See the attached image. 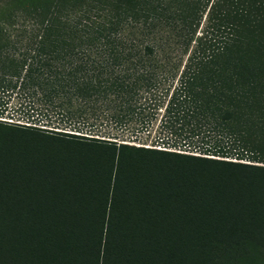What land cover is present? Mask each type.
<instances>
[{
    "label": "trees",
    "instance_id": "1",
    "mask_svg": "<svg viewBox=\"0 0 264 264\" xmlns=\"http://www.w3.org/2000/svg\"><path fill=\"white\" fill-rule=\"evenodd\" d=\"M0 94L79 130L164 108L155 148L0 134V264H264V0H0Z\"/></svg>",
    "mask_w": 264,
    "mask_h": 264
},
{
    "label": "rangeland",
    "instance_id": "2",
    "mask_svg": "<svg viewBox=\"0 0 264 264\" xmlns=\"http://www.w3.org/2000/svg\"><path fill=\"white\" fill-rule=\"evenodd\" d=\"M200 34V33H199ZM23 102V100H21L20 98H18L15 94L14 95H10V96H2L0 94V104H4L7 103L6 107L8 112L5 113L3 118H0L1 121H6L10 124H8V126L10 125L11 127H3L0 126V134H11L12 136H17V137H21L24 134H46V135H52L50 133L52 132H56L58 133L57 135H75V136H80V137H86L88 139H96V140H101L99 142H103V141H110V142H116L117 145L119 144H129V145H133V146H137V147H150V148H155L153 147V143L155 138L159 137L161 134V119L164 115V108H161L158 110L157 115L152 116L151 114H148V116L150 117L151 120V124H150V130L152 129V133L151 134H130L132 132V129H137L139 126V120H137V118L134 119L133 122H130L127 124V127H115V124L107 122V120L104 121L103 124H100L98 122H96V118L92 117L91 119H89L88 121V117L87 119H85L84 121H86V125L84 127V130H79V129H74V126H68L66 124L63 125H57V122H46L45 119L42 120V118H38V117H34L35 121H33V124L28 123L27 122V117L26 116H22V115H18V114H14V111H16L20 106V104ZM8 113L13 114L14 116H16V118H12L10 115H7ZM10 116V117H8ZM101 118L103 116L99 115ZM32 120V119H30ZM102 119H98V121L101 122ZM145 120H147V118H145ZM137 121V122H136ZM91 123H96V124H100L101 127L99 129H94V131H92V129L90 130L89 128V124ZM20 125V126H19ZM23 126H27V127H35L37 129L42 130H47L45 131L46 133L40 132V133H35L34 131H22L17 129L18 127L23 128ZM134 127V128H133ZM129 129V130H125V129ZM28 129H32V128H28ZM36 129V130H37ZM78 130V131H77ZM49 133V134H48ZM54 133V134H56ZM61 133V134H59ZM208 136V139H211V141H213L215 139L216 136H218V134H203ZM185 134L183 135L184 138ZM137 138V139H136ZM190 138V137H189ZM69 139V138H68ZM91 141V140H89ZM157 149H164L163 146L160 148L159 146L156 147ZM168 149V148H167ZM169 151H175V148L171 147L168 149Z\"/></svg>",
    "mask_w": 264,
    "mask_h": 264
}]
</instances>
